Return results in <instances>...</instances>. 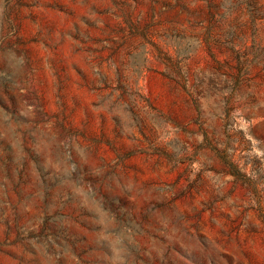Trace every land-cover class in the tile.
Returning a JSON list of instances; mask_svg holds the SVG:
<instances>
[{
	"label": "rangeland",
	"instance_id": "1",
	"mask_svg": "<svg viewBox=\"0 0 264 264\" xmlns=\"http://www.w3.org/2000/svg\"><path fill=\"white\" fill-rule=\"evenodd\" d=\"M0 264H264V0H0Z\"/></svg>",
	"mask_w": 264,
	"mask_h": 264
}]
</instances>
